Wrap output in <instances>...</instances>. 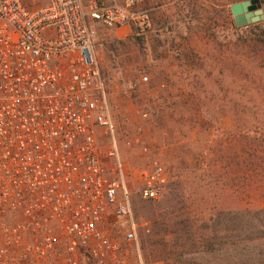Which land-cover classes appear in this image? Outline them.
I'll list each match as a JSON object with an SVG mask.
<instances>
[{"label": "rangeland", "instance_id": "obj_1", "mask_svg": "<svg viewBox=\"0 0 264 264\" xmlns=\"http://www.w3.org/2000/svg\"><path fill=\"white\" fill-rule=\"evenodd\" d=\"M236 1L142 0L145 33L96 25L120 155L136 171L147 146L168 178L156 200L132 195L147 264H264V218L243 211L264 207V49L229 30Z\"/></svg>", "mask_w": 264, "mask_h": 264}, {"label": "built area", "instance_id": "obj_2", "mask_svg": "<svg viewBox=\"0 0 264 264\" xmlns=\"http://www.w3.org/2000/svg\"><path fill=\"white\" fill-rule=\"evenodd\" d=\"M141 2L0 0V264H147L132 195L168 178L147 146L146 165L123 161L95 50L97 24L150 28Z\"/></svg>", "mask_w": 264, "mask_h": 264}, {"label": "trees", "instance_id": "obj_3", "mask_svg": "<svg viewBox=\"0 0 264 264\" xmlns=\"http://www.w3.org/2000/svg\"><path fill=\"white\" fill-rule=\"evenodd\" d=\"M237 1L240 2V0H237ZM242 29H244V31L242 32V35L239 37H241V38L243 37L244 40H246V39L251 40L255 46H260L261 50L264 49V20H261V21L256 22V23H251V24H248V25L242 26V27L236 26V24L234 22L233 23L231 22L229 24V30L240 31ZM260 57H261L260 66L264 67V54H261ZM263 77H264V74H263ZM239 138L244 139L242 142V146L249 143V140L246 136H240ZM239 211L240 210L229 211V213L235 212V214H236ZM243 211L247 212L249 214V216H252L254 214L255 217H257V219L261 218V217L264 218V207L259 208V209H255V210L244 209ZM258 231H260L262 233L261 237L264 239V222L260 223V229Z\"/></svg>", "mask_w": 264, "mask_h": 264}, {"label": "water", "instance_id": "obj_4", "mask_svg": "<svg viewBox=\"0 0 264 264\" xmlns=\"http://www.w3.org/2000/svg\"><path fill=\"white\" fill-rule=\"evenodd\" d=\"M236 26L242 27L264 19L260 0H244L230 6Z\"/></svg>", "mask_w": 264, "mask_h": 264}]
</instances>
